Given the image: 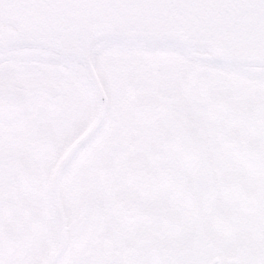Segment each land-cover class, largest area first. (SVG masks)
Segmentation results:
<instances>
[{
    "label": "flooded vegetation",
    "instance_id": "obj_1",
    "mask_svg": "<svg viewBox=\"0 0 264 264\" xmlns=\"http://www.w3.org/2000/svg\"><path fill=\"white\" fill-rule=\"evenodd\" d=\"M85 52L106 105L57 174L52 264H264V61L107 36ZM83 65L0 44V264L50 248L48 172L96 115Z\"/></svg>",
    "mask_w": 264,
    "mask_h": 264
},
{
    "label": "water",
    "instance_id": "obj_2",
    "mask_svg": "<svg viewBox=\"0 0 264 264\" xmlns=\"http://www.w3.org/2000/svg\"><path fill=\"white\" fill-rule=\"evenodd\" d=\"M0 20L15 33L0 44L48 47L84 63L96 115L52 164L46 179L51 206L50 248L40 264H52L64 242L56 177L66 159L92 134L106 105L85 48L97 37L170 41L209 50L222 60L264 61V0H0Z\"/></svg>",
    "mask_w": 264,
    "mask_h": 264
}]
</instances>
